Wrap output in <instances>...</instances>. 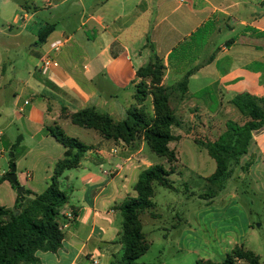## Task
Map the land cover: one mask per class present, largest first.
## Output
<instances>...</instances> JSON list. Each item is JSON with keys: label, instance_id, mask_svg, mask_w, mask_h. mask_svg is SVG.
Instances as JSON below:
<instances>
[{"label": "crops", "instance_id": "crops-1", "mask_svg": "<svg viewBox=\"0 0 264 264\" xmlns=\"http://www.w3.org/2000/svg\"><path fill=\"white\" fill-rule=\"evenodd\" d=\"M261 3L264 0L0 1V19L8 25L7 30L0 29V207L14 210L19 197L13 183L4 179L13 164L19 184L33 194L29 197L44 193L57 178L68 198L64 217L69 221L61 229V247L39 251L37 264H94V260L113 264L120 252L119 208L126 199L137 197L141 173L155 165L147 142L142 135L126 143L95 131L94 144L79 139L93 150L84 154L77 168L56 176L67 149L48 129L59 127L67 135L63 124L72 123L71 117L85 109L108 114L114 122L125 121L138 71L154 58L167 68L163 85L170 88L169 106L179 121V126L171 127L179 139L169 144L176 164L183 177L191 172L203 181L205 193L213 190L208 178L216 173L217 163L196 139L216 141L227 122L248 121L232 103L238 95L264 99ZM207 23L212 31L205 45L195 49L191 37ZM49 26L53 30L41 40ZM58 40L65 45L54 51L51 45ZM1 52L6 58L23 54L33 61L25 67V75L16 78L9 75ZM46 57L54 63L45 71ZM25 101L30 104L20 112ZM14 126L22 134L15 148L17 140L10 131ZM237 170V177L248 178L257 193L250 196L253 200L245 201L235 191L214 211L213 199L224 191L207 202L205 197H193L199 201L198 222L191 221L188 209L182 225L184 231L203 237L209 257L226 259L243 247L264 264V201L262 207L258 201L264 198V127L253 133ZM206 215L212 218L210 229L199 226L207 221Z\"/></svg>", "mask_w": 264, "mask_h": 264}, {"label": "trees", "instance_id": "trees-1", "mask_svg": "<svg viewBox=\"0 0 264 264\" xmlns=\"http://www.w3.org/2000/svg\"><path fill=\"white\" fill-rule=\"evenodd\" d=\"M212 28V25L207 23L192 35L191 41L197 43L195 49L205 45ZM52 30V26L47 27L40 35V39L44 40ZM187 49L186 46L183 47V50ZM170 59L171 61L174 59V54ZM154 60L163 65L160 59L154 58ZM141 71H138V76ZM184 84L185 82L183 86ZM232 103L248 121L244 125L233 121L227 122L226 131L216 141L196 139V142L207 149L217 163V171L208 178V181L220 190H223L225 183L233 178L234 172L240 165V157L248 152L253 133L264 127V108L260 106V104L264 105V99L259 101L245 93L235 97ZM155 107L161 118L159 123L153 126L140 119L137 114L130 113L125 121L114 122L108 114L99 113L94 109H85L73 115L71 119L74 125L94 130L105 139H121L131 143L142 135L153 153L160 157H169L171 154L177 160L169 144L179 139L171 134V127L179 126V122L169 106V96L155 99ZM48 133L67 149V158L58 165L56 176H60L67 169L77 168L84 154L93 150L92 146L83 144L79 139L68 137L59 127L49 128ZM73 150H77L75 155L72 154ZM13 157L15 158V155ZM8 175L5 176V180H9ZM166 177L167 170L162 165H154L144 170L135 186L137 197H130L121 204L119 210L125 218V232L122 237L124 253L118 264H137L143 255L144 252L139 248L143 235L139 228L134 229L131 224L137 214L152 207L148 199L151 183L156 182L162 187L173 188L174 183ZM13 187L18 189L14 184ZM31 195L32 192L26 190L22 199L19 196L14 210L0 207V221L3 222L0 226V264H37L39 259L36 255L39 251H57L61 247L64 235L55 222L57 214L55 218L50 215L47 225L45 222L39 223L32 219L28 214V208L24 207L27 197ZM34 197L36 198L34 204L49 213H51L49 204L64 207L68 202L57 178L53 179L44 193ZM17 211L19 213L15 214ZM10 250L15 251L14 256H10ZM240 260L248 264H261L258 256L243 247L236 248L222 263L200 260L198 264H238Z\"/></svg>", "mask_w": 264, "mask_h": 264}, {"label": "rangeland", "instance_id": "rangeland-1", "mask_svg": "<svg viewBox=\"0 0 264 264\" xmlns=\"http://www.w3.org/2000/svg\"><path fill=\"white\" fill-rule=\"evenodd\" d=\"M232 1L240 2L242 0ZM259 5L264 6L262 3ZM240 6L244 5L241 4ZM7 27L8 25L0 19V29L7 30ZM4 54L6 53L1 52V57L2 60L7 64L6 67L8 69L9 75L16 78L18 76L25 75V67L28 63L33 61L32 58L26 59L23 54H12V57L9 58H6ZM140 70L142 71L139 75V82L134 88L131 96L133 103H131V106L128 109V115L130 113L137 114L140 119L153 126L154 124L159 123L161 118L158 115L155 107V99H163L165 96H170L171 94L169 91L170 88L163 85L167 68L165 66L163 67V65L152 59ZM12 99L13 96L11 94L8 101H6L7 105L11 104ZM177 122L179 121L177 120ZM63 125L69 137L78 138L87 144L95 143V131H88V129L75 126L71 122L64 123ZM4 127L5 126H2L3 129ZM10 131L17 141L20 137H22V134L19 132L17 126L12 127ZM87 132L91 133L88 134ZM148 153L151 155L155 165H162L165 167L167 170L166 178L173 182L174 185L172 189H169L160 186L156 182L151 183L149 186L148 199L151 202L152 207L148 211L137 214L135 216L136 219L131 224L132 228H139L143 235V240L141 241L139 248L144 253L138 260L137 264H198L200 260L207 261V258H209L208 260H211L215 263L224 262L226 260L224 257H209L211 250L204 248L202 241L203 237L201 235L196 234V232L189 233L184 231L185 228L182 224L185 218L183 217V213H186L189 209L188 216L191 221L198 222L195 214L198 212L197 207L199 205V201L197 202L192 198L202 196L206 198L205 202H207L216 197V192L220 191L224 192L217 194L218 196L213 199L215 201L213 204L214 207H212L215 209L214 211L226 205L227 201L223 203V198L225 196L228 198V196L235 191H238L241 198H243L245 201L251 199L250 196L255 197L254 195L257 193L251 186L249 179H239V177H237V175H239V171L236 170L234 172V179H230L228 182H226L223 190H220L219 187L215 186L213 190L211 189L210 192L205 193L207 191L206 184H204L203 181H201L196 175H193L191 172H187V175L184 177L181 175V170L178 168L173 155L170 154L169 157L167 156L164 158L151 153L149 149ZM187 183H189V185ZM62 188L64 190L66 188L63 180ZM35 200V197H27V202L24 205L25 208H28V214L32 217V219L39 223L45 222L47 225V223H49L50 215L55 218V214H57L55 222L58 224L59 229H62L66 222L69 221L66 216L64 217L65 206L59 207L49 204V210H51V213H49V211L42 210L40 207L36 206L34 204ZM258 201L260 207H262L264 198L260 197ZM247 205H250V207L253 208L252 203L249 202ZM16 213H19V211L15 212V214ZM119 218L120 221L123 222V229L119 239V242L121 243V250L115 254L113 258L115 264L119 263L121 256L124 253L122 237L125 232V218L122 214L119 215ZM206 220L207 221H204L203 225L199 226H207L212 218H210L209 215H206ZM254 221H256V219H254ZM2 223L3 222L0 221V226ZM193 227H195V225ZM207 228L210 229V226ZM206 235L207 234H205V236Z\"/></svg>", "mask_w": 264, "mask_h": 264}, {"label": "built area", "instance_id": "built-area-1", "mask_svg": "<svg viewBox=\"0 0 264 264\" xmlns=\"http://www.w3.org/2000/svg\"><path fill=\"white\" fill-rule=\"evenodd\" d=\"M182 2H184L185 0H181ZM65 42L64 40H58L56 42H54L51 46H52V49L54 51H60L61 48L65 45ZM54 63L53 59L51 57H46L43 61V69L46 71L48 70L52 64ZM30 104V101H25L24 103V106L20 108V112H23L24 111V107L29 105ZM115 152H117V150H115ZM94 264H98V261L97 260H94Z\"/></svg>", "mask_w": 264, "mask_h": 264}, {"label": "water", "instance_id": "water-1", "mask_svg": "<svg viewBox=\"0 0 264 264\" xmlns=\"http://www.w3.org/2000/svg\"><path fill=\"white\" fill-rule=\"evenodd\" d=\"M20 142H21V138L18 139L17 144L14 146V148H15L17 145H19ZM14 148H13V149H14ZM11 154L13 155V152H12ZM8 178H9V180H10L15 186L18 187L17 192H18L20 198L22 199V198L24 197V194H25V191H26V190H25V187H24V186H21V185L19 184V182H18L17 174H16V165H15V164H13V166H12V171H11V173L9 174ZM14 255H15V251H14V250H10V256H14Z\"/></svg>", "mask_w": 264, "mask_h": 264}]
</instances>
